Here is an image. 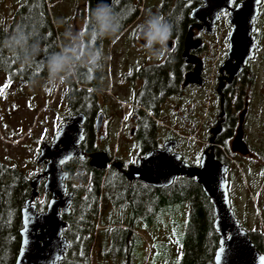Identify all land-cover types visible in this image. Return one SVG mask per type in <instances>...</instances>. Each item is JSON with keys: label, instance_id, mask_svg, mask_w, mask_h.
<instances>
[{"label": "flooded vegetation", "instance_id": "obj_1", "mask_svg": "<svg viewBox=\"0 0 264 264\" xmlns=\"http://www.w3.org/2000/svg\"><path fill=\"white\" fill-rule=\"evenodd\" d=\"M175 1L176 3L172 5L171 9L176 11L177 19L183 24L185 23V26L181 30L173 27V35L168 41L172 46H167L166 53H163L159 58L148 52L149 56L142 58L140 62L133 64V60H131V64L123 65L121 56L123 49L126 54L133 53L134 59H137V54L145 50V44L140 41L141 31L139 40L128 43L122 41L121 38L129 30L128 28L135 25L133 21L123 30L120 29L117 35H114L117 40L105 42L100 40L101 37L93 36V31L98 27H94L92 33L87 31L92 7L95 8L94 0H88L86 23L84 30L81 31L82 36L80 35L82 40L78 42L77 46L66 48L67 54L72 57L71 74L61 72L52 76L47 64L49 58L42 56L41 46L38 47L39 53L33 58L32 73L31 68L28 72L17 74L0 71L9 79V87L12 92H6V94L18 95L17 97H19L22 95V92H19L21 87L32 82H37L47 94L51 95V92L53 94L55 91L60 93V98L61 100L64 98L69 114L64 118V122L59 126L56 134L66 120L73 115L83 113L86 116L83 127L85 134L87 129L91 131V138L87 140L88 147L86 146L84 149L82 144L86 141L85 135L81 148L87 153V157L85 159L74 157L63 166L64 171L69 173L65 180L66 194L73 193L74 201L76 192H79L82 187L95 184L102 176L99 208L103 210V205L108 204L107 221H109L108 219L115 221V225H108L104 229L119 228L118 221L153 224L155 221L164 220L165 216L167 218L166 210L169 207L170 188L177 179L183 177L176 178L171 186H154L139 179L131 180L129 175L131 169L136 167L141 159L150 153L166 150V145L169 142H177L176 145L172 146L170 153L180 154L182 159L186 161L184 155L185 142L182 139L181 131L185 127H194L195 120L200 118V110L203 107L200 95L208 84L209 78H213L212 76H215L217 81L212 96L214 105L216 103L215 97H220V111L213 116L214 125L211 129L213 130L218 126L221 129L217 133L211 132L209 138L210 145L211 140H213L212 146H214L216 158L220 157L223 161H230L229 154L233 157L242 156L248 163L258 166L260 170L262 169L259 164L253 162L255 153L249 145L245 129L244 141L250 150L249 155L244 156L232 151L231 146L239 126L240 116L236 130L233 131V129L228 128L227 123L230 122V116L235 115L242 105L240 114L245 108L248 113L250 97L246 95V92H261L260 90L256 91L248 80L251 78L255 81L257 78L254 70L256 67L252 65L256 62H259V65L264 63V60L258 61L260 55H262V59L264 58V27L260 25L261 19L264 17V0H262L259 15L255 22L254 35L258 44L255 59L249 61L247 67L233 79L232 83H228L226 79L223 80L225 87L221 91L222 94L219 93L218 86L220 80L225 78L227 73H222L221 67L227 58L229 37L232 31V26L229 23V11L219 15V20L211 31L208 30L207 25H201L202 21L191 18L192 11L204 5L203 0H174L173 2ZM117 2L118 0L114 5ZM236 3L239 4L240 1H236L233 6H236ZM223 20L228 25V33L225 36V60L223 59L224 61L212 72L209 61L213 58L212 49L216 46L213 38L217 35L219 25ZM209 21L210 19H208ZM14 24H16V17H14V22L9 25L10 27L6 29L10 30ZM192 25H194V39L202 40V47L198 51H191V53L197 55L203 62L202 76L205 82L203 86L197 84L184 86L187 73L195 67L193 64H186L183 58L186 38ZM88 37L94 39L89 40ZM102 44H108L107 49L110 48L108 59L105 57L106 49L102 48ZM66 50L59 47V51L52 52V55L64 53ZM96 53L100 54V58L92 63L91 58ZM124 59L126 58L124 57ZM80 77L83 78L84 83L79 82ZM26 78L33 80L29 82ZM60 87L61 92L59 91ZM190 88L194 89L193 92H188ZM236 92H243V95L236 94ZM222 96L224 97V109H222ZM50 101L51 98L48 102ZM238 102L240 103L239 106ZM48 105L49 103L46 108ZM187 109L188 113L186 112ZM246 120L247 115L245 122ZM98 126L100 130L97 129ZM56 134L50 142L43 144H51ZM97 152L105 155V163L103 162L105 167L103 169L91 165L90 155ZM261 154L260 151L258 155ZM38 157L36 162L41 168L36 175L30 178L31 193L27 200L33 191L32 180L43 175L46 168L45 162L42 164L38 162ZM247 165L250 166V164ZM232 172L233 166L230 165L228 175ZM45 184L46 178L43 177L36 187L38 195L34 204L40 196L44 195L46 198L44 203L35 204L39 212L47 209L52 196V193H46ZM131 218L133 219L131 220ZM103 220L104 217L99 212L97 222L100 224Z\"/></svg>", "mask_w": 264, "mask_h": 264}, {"label": "rangeland", "instance_id": "obj_2", "mask_svg": "<svg viewBox=\"0 0 264 264\" xmlns=\"http://www.w3.org/2000/svg\"><path fill=\"white\" fill-rule=\"evenodd\" d=\"M173 1L141 0L139 17L134 21L135 25L128 28L126 35H123L122 41L128 43L139 40L140 26L147 18L149 8H155L151 13H159L173 23L175 15L171 8L176 3ZM23 2L24 0H0V27H10L9 25L14 22L17 9ZM87 6L88 0H57L48 3L49 13L59 38V47L62 50L75 47L82 40L80 35L82 36L81 31L84 30L86 23ZM225 23V20L220 23L219 31L213 38L216 46L212 49L213 58L209 61L212 72L226 59L225 36L228 33V25ZM260 25L264 27V17H262ZM174 26L178 27L177 24L173 23ZM100 40L110 42L117 40V38L115 36L101 37ZM108 44H102V48L106 49V59L110 57V48L107 49ZM122 52L123 65L131 64V60H133V64L140 62L142 58L149 56L146 50L137 54V59L133 58V53L126 54L124 49ZM261 60H264L262 55L258 58V61ZM252 66L256 67L254 70L257 74L252 87L261 92H246L250 100L244 129L249 145L255 153L253 162L259 164L262 169L260 170L258 166L248 163L242 156L233 157L229 154L231 160L226 162L233 166V175L231 176H234V180L231 181L229 175L227 176L230 181L232 207L241 225L249 232L264 228V63L259 65V62H256ZM212 77L209 78L208 84L200 95L203 103L200 118L195 120L194 127H185L181 131L182 139L185 142L184 155L187 158L186 161L192 165L199 164L202 153L209 147L211 128L214 125L213 116L220 111V97H215V105L212 102L213 92L217 84L216 77ZM209 87L212 88L209 89ZM10 90L9 79L0 73V165H18L28 178H32L41 168L36 162L41 145L53 139L69 112L65 106L64 98H62L63 100L60 98V93L55 91L53 94L51 92V95L47 94L37 82L22 86L19 91L22 92V95L19 97H17L18 95L6 94V92H12ZM193 90L190 88L188 92H193ZM59 91H62L61 87ZM32 97L33 99H31ZM50 98L51 101L48 102ZM242 108L243 105L235 113L237 119H239ZM186 112L188 113V109ZM237 125L238 121L233 131L236 130ZM260 151L262 154L258 155ZM44 201L46 198L42 195L35 204L38 205V202L44 203ZM188 211L189 207L186 208V205L176 204L172 208H167V218L165 216L162 221H155L153 224L137 222L136 225L132 226L133 234L127 236V242L130 243L129 247L122 245L117 248V245L115 246V253H118L119 250L121 256H107L108 252L110 253L108 245L106 252L102 244L95 245L91 253L90 264H176V259L181 252L179 242L185 232ZM100 212L105 214L101 208ZM118 225L122 230H131L127 221H118ZM100 228L101 224H97L96 231ZM108 234L106 232L107 236ZM121 238L122 236L118 237L119 241ZM98 241L101 242L102 239L100 238Z\"/></svg>", "mask_w": 264, "mask_h": 264}, {"label": "water", "instance_id": "obj_3", "mask_svg": "<svg viewBox=\"0 0 264 264\" xmlns=\"http://www.w3.org/2000/svg\"><path fill=\"white\" fill-rule=\"evenodd\" d=\"M117 0H104L113 6ZM236 1L240 3L233 6ZM101 0H94V6ZM204 5L194 9L191 18L202 21L208 30L213 31L219 15L229 11V23L232 31L229 37L227 58L221 67V72L227 76L220 80L218 91L222 94L225 87L223 80L232 83L233 79L243 71L249 61L255 59L258 48L254 31L255 22L259 15L262 0H203ZM208 19L210 21L208 22ZM194 25L190 26L186 38L183 58L186 64L195 67L186 75L184 86L190 84L204 85L203 62L191 51H198L202 47L201 39H194ZM140 41H146L140 35ZM168 46L172 44L168 42ZM222 109L224 97L222 96ZM247 115L245 108L239 119V126L232 142V151L241 155H249L250 150L244 141V123ZM86 116L78 113L66 120L56 134L51 144L45 143L40 148L38 162H45L44 174L32 180V194L25 202L22 210V229L20 230L21 244L15 264H59L69 246V240L64 235L67 223L63 215L71 213L73 193H67L65 180L69 173L63 166L74 157L85 159L87 153L81 148L85 139ZM100 130L99 126L97 128ZM220 126L211 130L217 133ZM209 146L200 158L198 165L184 161L182 155L170 153L177 142H169L166 150L150 153L141 159L136 167L131 169V180L139 179L154 186H171L178 177L194 179L209 198L215 215L214 228L219 235V247L215 252V264H264V253L255 246L249 231L240 223L231 203L230 181L228 171L230 165L217 159L214 146ZM91 165L103 169L105 155L94 153L90 155ZM104 162V163H103ZM46 178V193H52L47 209L39 212L34 204L38 193L37 183Z\"/></svg>", "mask_w": 264, "mask_h": 264}, {"label": "trees", "instance_id": "obj_4", "mask_svg": "<svg viewBox=\"0 0 264 264\" xmlns=\"http://www.w3.org/2000/svg\"><path fill=\"white\" fill-rule=\"evenodd\" d=\"M56 1L24 0L16 11V24L12 25L10 30L0 27V71L17 74L28 72L31 68L32 73L33 58L39 53L38 47L41 46L42 56L48 58L52 56V52L59 51V39L48 9V3ZM140 2L141 0H118L113 6L120 21V29L123 30L139 17ZM154 9L149 8L148 12L151 13ZM173 14L175 15L176 11L173 10ZM175 17L173 23L177 24V28L181 30L185 23L180 22L176 15ZM87 24V31L91 33L94 27H98L91 15ZM20 32L26 33L28 39L23 47L17 48L12 45L11 38ZM88 39L90 40L89 37ZM26 80L30 82L33 79L26 78ZM253 81L251 78L248 80L250 85ZM79 82L84 83L83 78L80 77ZM240 94L243 95V92ZM237 121V117L232 114L227 127L233 129ZM85 135L86 141L82 144L84 149L88 147L86 143L91 138V131L87 129ZM217 159L221 160L220 157ZM231 175L233 174L230 173L229 177L232 181L234 176ZM101 181L102 176L95 184L82 187L79 192L75 193L71 206L72 211L64 216V221L67 223L64 235L69 240V246L59 264H90L91 253L95 245L102 244L105 252L108 245L110 253L108 252L107 256L112 257L121 256L119 250L115 253L116 245L117 248L122 245L129 247L127 236L133 234L132 226L136 225L137 221L128 222L131 230L104 229L115 222L110 219L107 221L108 204L103 205L104 220L100 222V230L96 231V226L99 224L97 219L100 212ZM30 193V178L20 166L0 165V264H15L16 262L21 244L22 210ZM176 204L189 207L185 232L179 242L181 252L176 259V264H215L214 257L220 238L214 228L215 215L209 198L194 179L183 177L177 179L170 188L169 207L172 208ZM106 232L109 233L108 236ZM249 234L257 249L264 253V228L250 231ZM119 236H122L120 241ZM100 238L101 242L98 241Z\"/></svg>", "mask_w": 264, "mask_h": 264}, {"label": "clouds", "instance_id": "obj_5", "mask_svg": "<svg viewBox=\"0 0 264 264\" xmlns=\"http://www.w3.org/2000/svg\"><path fill=\"white\" fill-rule=\"evenodd\" d=\"M91 17L98 25L93 31V36L108 38L117 34L120 30V21L113 7L101 0L91 12ZM142 38L146 41L145 50L159 58L167 50L168 41L173 35V23L159 13H149L144 23L140 26ZM27 34L20 32L11 38L12 45L20 48L27 43ZM100 58L96 53L91 62L95 63ZM49 72L55 76L61 72L71 74L72 57L64 53L53 54L47 62Z\"/></svg>", "mask_w": 264, "mask_h": 264}, {"label": "built area", "instance_id": "obj_6", "mask_svg": "<svg viewBox=\"0 0 264 264\" xmlns=\"http://www.w3.org/2000/svg\"><path fill=\"white\" fill-rule=\"evenodd\" d=\"M212 87H209V89H211Z\"/></svg>", "mask_w": 264, "mask_h": 264}]
</instances>
